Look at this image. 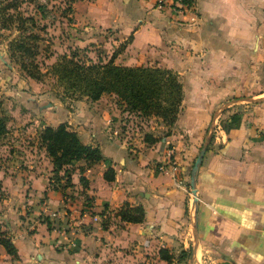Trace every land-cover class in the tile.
<instances>
[{
    "label": "crops",
    "instance_id": "0c3cea01",
    "mask_svg": "<svg viewBox=\"0 0 264 264\" xmlns=\"http://www.w3.org/2000/svg\"><path fill=\"white\" fill-rule=\"evenodd\" d=\"M192 1L188 10L157 0L71 2L84 28L129 34L137 57L151 53L152 64L174 70L182 97L174 121L150 126L147 138L127 139L112 106L51 105L44 124L66 121L106 160H74L69 183L53 188L41 143L37 154L8 149L0 220L16 263L264 264V0ZM208 132L193 201L189 169ZM124 201L143 206L141 221L114 214Z\"/></svg>",
    "mask_w": 264,
    "mask_h": 264
},
{
    "label": "rangeland",
    "instance_id": "374dc122",
    "mask_svg": "<svg viewBox=\"0 0 264 264\" xmlns=\"http://www.w3.org/2000/svg\"><path fill=\"white\" fill-rule=\"evenodd\" d=\"M72 1L0 0V110L6 117L7 125L6 132L0 138V169L3 171L9 169V162H6L9 160L6 153L8 149L14 152L27 150L31 154L39 152V133L47 125L44 124L47 119L45 116L54 104H60L63 109L93 103L112 106L127 139L143 135L151 130L150 126L159 123L166 125L156 115H140L125 108L124 103L113 92H103L99 95V100L93 102L95 99L76 90H66L57 83L56 77L47 68L49 64L59 60L62 54L71 50L77 51L82 57L87 55L93 60L101 61H105L114 51L113 61L128 65H152L151 62L156 61L155 55L151 53L137 57V51L127 47L132 37L129 34L123 38L110 28H95L91 24V28H84L89 23L73 18ZM21 30L35 34L33 38L27 39L29 51L12 52L9 42ZM20 61L28 62L27 70L21 68ZM29 72L34 75L31 76ZM63 122L68 125L66 121ZM9 153L13 158L14 154ZM18 162L15 161L16 164ZM71 164L72 162L65 165L68 171ZM51 176L52 173L48 181L50 186L54 183ZM5 195L0 184V201ZM0 229L4 230L5 236H9L1 220ZM16 258L17 252L15 256L8 253L6 255L5 252L0 255V264H18Z\"/></svg>",
    "mask_w": 264,
    "mask_h": 264
},
{
    "label": "trees",
    "instance_id": "16d2710c",
    "mask_svg": "<svg viewBox=\"0 0 264 264\" xmlns=\"http://www.w3.org/2000/svg\"><path fill=\"white\" fill-rule=\"evenodd\" d=\"M34 36L32 32L26 33L21 30L11 38L9 49L12 52L29 51L27 39ZM114 55L113 51L105 61H101L93 60L87 55L82 57L77 51L71 50L67 54H62L59 60L49 64L47 69L56 77L57 83L63 85L66 90H76L92 100L97 99L103 92H113L124 103L125 108L140 115H156L165 124H171L177 115L182 97V85L178 74L168 67L156 64L115 63ZM19 63L22 69H28V62ZM36 70H38L37 66ZM6 130V117L0 110V138ZM147 135L148 133L144 132L142 137L147 138ZM39 140L50 157L53 188L57 187L60 178H63L64 185L69 183V172L65 165L74 160L82 158L87 165L106 160L97 144L83 143L76 131L67 128L63 121L54 126L44 125L40 130ZM59 170L62 171L60 174ZM103 177L105 179L113 177V169L110 165L106 166ZM79 180L84 183L82 174L79 175ZM114 214L121 220L141 221L144 217V208L141 204H129L124 201ZM101 223H104V219ZM0 244L6 253L16 255V247L1 229ZM160 256L168 258L169 254L161 252Z\"/></svg>",
    "mask_w": 264,
    "mask_h": 264
},
{
    "label": "water",
    "instance_id": "95a60500",
    "mask_svg": "<svg viewBox=\"0 0 264 264\" xmlns=\"http://www.w3.org/2000/svg\"><path fill=\"white\" fill-rule=\"evenodd\" d=\"M249 100H259V98H247ZM209 138H210V132H208L203 140V142L201 143V146L197 152V154L195 155L194 159H193V162L190 166V169H189V186H190V191L191 193L193 194V201L195 200V173L197 171V168L200 164V161H201V157L203 155V152L205 150V147L209 141Z\"/></svg>",
    "mask_w": 264,
    "mask_h": 264
},
{
    "label": "built area",
    "instance_id": "2783aa9c",
    "mask_svg": "<svg viewBox=\"0 0 264 264\" xmlns=\"http://www.w3.org/2000/svg\"><path fill=\"white\" fill-rule=\"evenodd\" d=\"M157 3L160 5L166 4L167 6L171 7L173 10H177L179 7H183L186 9H190L193 6V1H187V0H157ZM158 169L162 168V165H157ZM180 182V180H177Z\"/></svg>",
    "mask_w": 264,
    "mask_h": 264
}]
</instances>
